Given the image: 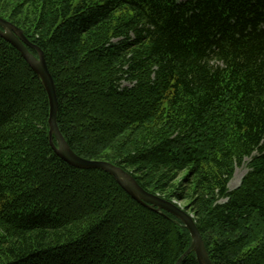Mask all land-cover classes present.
<instances>
[{"label": "trees", "instance_id": "16d2710c", "mask_svg": "<svg viewBox=\"0 0 264 264\" xmlns=\"http://www.w3.org/2000/svg\"><path fill=\"white\" fill-rule=\"evenodd\" d=\"M0 17L44 51L76 154L192 214L213 264H264V0H0ZM49 111L0 36V264H176L184 223L59 157Z\"/></svg>", "mask_w": 264, "mask_h": 264}, {"label": "water", "instance_id": "95a60500", "mask_svg": "<svg viewBox=\"0 0 264 264\" xmlns=\"http://www.w3.org/2000/svg\"><path fill=\"white\" fill-rule=\"evenodd\" d=\"M0 36L11 43L23 55L32 69L41 78L49 98V141L55 153L72 166L79 168H98L110 173L118 183L129 193L134 199L148 206H153L158 210H165L177 218H179L188 229L192 242L188 250L178 259L176 264H180L184 257L194 252L199 264H213L206 251L203 238L197 228L193 215L189 214L175 202L165 200L159 195L153 194L141 187L135 180L133 175L123 168L103 160H90L76 154L57 124V95L53 77L49 71L44 51L24 34L23 30L0 17ZM32 47L36 50L37 55L29 50ZM54 137L56 143L54 142Z\"/></svg>", "mask_w": 264, "mask_h": 264}, {"label": "rangeland", "instance_id": "374dc122", "mask_svg": "<svg viewBox=\"0 0 264 264\" xmlns=\"http://www.w3.org/2000/svg\"><path fill=\"white\" fill-rule=\"evenodd\" d=\"M123 85L128 86L129 83L124 82ZM248 170H249V168H248L246 162L242 166H239L236 168L234 177L232 178V180L229 184L230 189H234L235 187H237L240 184L243 176L248 172Z\"/></svg>", "mask_w": 264, "mask_h": 264}]
</instances>
